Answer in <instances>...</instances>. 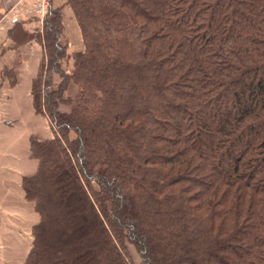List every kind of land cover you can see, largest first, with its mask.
Instances as JSON below:
<instances>
[{"label":"trees","instance_id":"obj_1","mask_svg":"<svg viewBox=\"0 0 264 264\" xmlns=\"http://www.w3.org/2000/svg\"><path fill=\"white\" fill-rule=\"evenodd\" d=\"M68 3L85 47L66 72L51 8L24 264H134L126 241L143 264H264V0Z\"/></svg>","mask_w":264,"mask_h":264},{"label":"crops","instance_id":"obj_2","mask_svg":"<svg viewBox=\"0 0 264 264\" xmlns=\"http://www.w3.org/2000/svg\"><path fill=\"white\" fill-rule=\"evenodd\" d=\"M8 1L0 0V21ZM62 22L65 27L71 24L67 9H63ZM34 26L31 20L14 26L0 22V264H24L31 250L32 228L39 216L22 182L38 168V160L31 156V138L45 140L52 134L31 96L42 57L41 44L31 37ZM15 29L20 32L18 41L7 34ZM2 68L6 69L4 78ZM10 72L13 82L7 77Z\"/></svg>","mask_w":264,"mask_h":264},{"label":"rangeland","instance_id":"obj_3","mask_svg":"<svg viewBox=\"0 0 264 264\" xmlns=\"http://www.w3.org/2000/svg\"><path fill=\"white\" fill-rule=\"evenodd\" d=\"M50 2H51L50 10H51V8L62 7V12H63V9H67L69 16H70L71 24H69V26H67V27H65L63 24V30L61 32L60 37H61V41H62L63 45L65 44L67 47L66 48V56L61 58L62 67L66 72L71 73L73 71V68H74L73 67V55L72 54L76 50L78 51V49H75V48L82 46V48L84 49V47H85L83 33H82V30L79 26L76 14H75L73 8L71 7V5L68 3V0H50ZM42 3L45 6L44 0H38V1L37 0H9L8 1V7L4 11V13L1 17V21L3 20L4 22H6L7 24H9L11 26H14L15 24H19V21H23V20H31L32 22H34L35 26L32 29L34 34H32L31 37L34 38L37 42H39L41 44L42 57L40 59V63L43 62L45 65H47L46 62L48 61L49 49L46 46V44H47L46 43V28H47V17H48V14L50 13V10H47V11L43 10V12H41V13L39 12V10L36 11V6H38L39 4H42ZM36 31H37V33H36ZM2 32H3V30L0 29V33H2ZM7 34L10 37H14L15 40H17V41L20 39V32L18 31V29L17 30L15 29L12 32L7 31ZM32 38H30L28 41L32 40ZM17 49H18V47L16 46L15 50H17ZM79 50H81V49H79ZM15 52H17V51H15ZM0 55L2 56V54H0ZM2 69H3L2 71H5V73L1 74V76L3 77L4 75L6 76V69L5 68H2ZM10 74H11V72L7 73V77H9L8 78L9 81L13 82L14 76L12 77V75H10ZM60 80H61V75L58 72L53 73V82L52 83L55 87H57V85L60 83ZM39 81H40V78L38 77L37 82L39 83ZM42 94H43V96H42L41 100L39 99L40 104H41V107H39V108H40L41 112H38V113L41 114L46 119L47 125L49 126V128L52 131L51 132L52 134L50 137V138H52L54 136V132H53V128H52V123L50 121V115L48 114L49 112H48L47 103H46V96L44 95V93H42ZM76 94H77V88L72 83L69 85L68 89L65 91V97H73ZM31 96H32L34 107H35V98H34L33 92H31ZM60 109L63 111H66V110H69V107L65 104H61ZM35 110H36V107H35ZM72 135H74V133H72ZM32 138H34V137H32ZM30 145H31V140H30ZM37 213H38L39 220H40V213L38 211H37ZM32 236H33V228H32ZM33 239H34V236H33ZM126 243H127V247H128V252L130 254V257H132L134 264H143V258L140 255L137 248L134 246V244H131L129 241H126ZM32 244H33V241H32Z\"/></svg>","mask_w":264,"mask_h":264},{"label":"built area","instance_id":"obj_4","mask_svg":"<svg viewBox=\"0 0 264 264\" xmlns=\"http://www.w3.org/2000/svg\"><path fill=\"white\" fill-rule=\"evenodd\" d=\"M44 1H45V3H44L45 6L43 5V3L39 4L38 6H36V11L39 10V12L41 13V12H43V10H45V11L50 10V5H51L50 0H44Z\"/></svg>","mask_w":264,"mask_h":264}]
</instances>
